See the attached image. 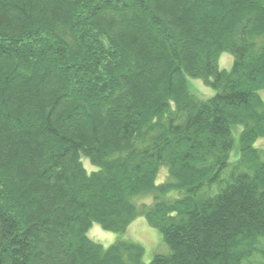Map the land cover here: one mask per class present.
I'll use <instances>...</instances> for the list:
<instances>
[{
	"label": "trees",
	"instance_id": "16d2710c",
	"mask_svg": "<svg viewBox=\"0 0 264 264\" xmlns=\"http://www.w3.org/2000/svg\"><path fill=\"white\" fill-rule=\"evenodd\" d=\"M262 92L264 0H0V263L264 264Z\"/></svg>",
	"mask_w": 264,
	"mask_h": 264
},
{
	"label": "rangeland",
	"instance_id": "374dc122",
	"mask_svg": "<svg viewBox=\"0 0 264 264\" xmlns=\"http://www.w3.org/2000/svg\"><path fill=\"white\" fill-rule=\"evenodd\" d=\"M233 58L230 54L223 52L219 56L220 68L230 69ZM189 86L201 98H208L214 94V91L205 85L201 79H189ZM264 99V92H262ZM256 146L264 148V139H259ZM87 171L93 169L88 162L84 163ZM160 180L165 178L163 173L159 176ZM177 196L175 193L168 195V199ZM88 237L104 247L111 245L113 242L122 237L124 240H130L140 244L144 248L143 261L148 262L153 255L163 254L168 252V248L162 240L161 233L150 227L144 217H137L127 228L125 234L108 232L103 230L99 225L93 224L88 231ZM0 264H5L4 262Z\"/></svg>",
	"mask_w": 264,
	"mask_h": 264
},
{
	"label": "bare ground",
	"instance_id": "6f19581e",
	"mask_svg": "<svg viewBox=\"0 0 264 264\" xmlns=\"http://www.w3.org/2000/svg\"><path fill=\"white\" fill-rule=\"evenodd\" d=\"M247 137V136H246ZM113 197V196H112Z\"/></svg>",
	"mask_w": 264,
	"mask_h": 264
}]
</instances>
